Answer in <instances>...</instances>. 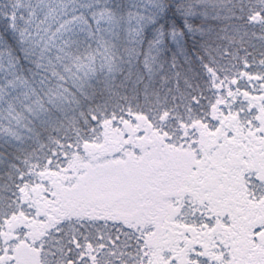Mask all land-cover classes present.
Instances as JSON below:
<instances>
[{"label": "snow or ice", "instance_id": "6c2138e0", "mask_svg": "<svg viewBox=\"0 0 264 264\" xmlns=\"http://www.w3.org/2000/svg\"><path fill=\"white\" fill-rule=\"evenodd\" d=\"M0 264H264V0H0Z\"/></svg>", "mask_w": 264, "mask_h": 264}]
</instances>
